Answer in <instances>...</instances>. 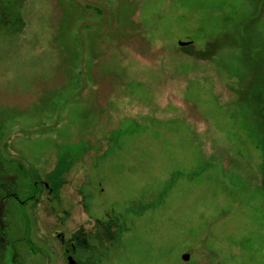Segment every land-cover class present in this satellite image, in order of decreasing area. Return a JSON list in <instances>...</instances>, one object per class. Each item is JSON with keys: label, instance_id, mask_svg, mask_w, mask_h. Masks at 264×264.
Segmentation results:
<instances>
[{"label": "rangeland", "instance_id": "rangeland-1", "mask_svg": "<svg viewBox=\"0 0 264 264\" xmlns=\"http://www.w3.org/2000/svg\"><path fill=\"white\" fill-rule=\"evenodd\" d=\"M263 104L264 0H0V264H264Z\"/></svg>", "mask_w": 264, "mask_h": 264}, {"label": "flooded vegetation", "instance_id": "flooded-vegetation-1", "mask_svg": "<svg viewBox=\"0 0 264 264\" xmlns=\"http://www.w3.org/2000/svg\"><path fill=\"white\" fill-rule=\"evenodd\" d=\"M4 147L6 148V145H4ZM7 148H8V145H7ZM10 166H11V170L13 171V183H12V186H5L3 184H0V211L3 212V209H4V204H5V201H6V198L7 197H12L14 202H13V208L15 209L16 208V205L17 207L19 208H22L23 209V212H24V215L23 217L21 216V218L24 219V217H26L27 220H30V208H29V203L28 200L31 198H29V195H30V180H29V177L31 175V170H28V166L19 161V159H17V161H14V159H10ZM17 166V167H16ZM18 182V185L15 186L14 185V182ZM16 188V190H15ZM34 193L35 194H38V193H41V192H45L47 191L48 194H52L53 193V189L49 186V184L45 181H42V182H37V181H34ZM22 197V198H20ZM18 202V203H17ZM58 206L57 205H53L52 208H51V212L49 213L50 215H53V214H57L60 210H58L57 208ZM47 211V210H46ZM0 212V213H1ZM4 214L5 212H3L1 214L2 216V221H0L2 224L3 223V220H4ZM55 232H54V235H56L57 237H62L60 238V244L61 245H64L66 244V240L64 239L63 235H60V231L57 230L56 226H55ZM30 230V229H29ZM65 252L67 254V257L68 258L69 256H71L69 253L70 251L65 248Z\"/></svg>", "mask_w": 264, "mask_h": 264}, {"label": "water", "instance_id": "water-1", "mask_svg": "<svg viewBox=\"0 0 264 264\" xmlns=\"http://www.w3.org/2000/svg\"><path fill=\"white\" fill-rule=\"evenodd\" d=\"M184 40H185V39H181V40L179 41V44L183 43ZM186 40H189V39H186ZM190 255H191V250L188 251V252H186V253H184V254H182V259L186 260V259H188V258L190 257ZM67 262H68V264H75V263H76V260H75L72 256H69V257L67 258Z\"/></svg>", "mask_w": 264, "mask_h": 264}, {"label": "trees", "instance_id": "trees-1", "mask_svg": "<svg viewBox=\"0 0 264 264\" xmlns=\"http://www.w3.org/2000/svg\"><path fill=\"white\" fill-rule=\"evenodd\" d=\"M262 107H264V104L262 105ZM31 185H33V184H31ZM71 240H72V239L70 238V241H71ZM70 241H69V242H67V243H68V245H69V248L67 247V249H68L69 251H70L71 249H73V250H74V247H75V246H73V244H71V243H70ZM67 243H66V244H67ZM65 254H66V252H65Z\"/></svg>", "mask_w": 264, "mask_h": 264}]
</instances>
